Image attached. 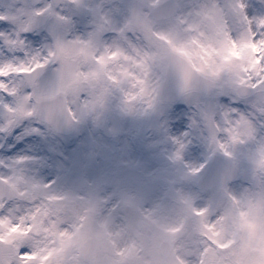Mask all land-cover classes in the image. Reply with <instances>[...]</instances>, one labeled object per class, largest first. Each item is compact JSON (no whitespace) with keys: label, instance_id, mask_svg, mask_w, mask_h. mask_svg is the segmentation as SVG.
I'll use <instances>...</instances> for the list:
<instances>
[{"label":"clouds","instance_id":"1","mask_svg":"<svg viewBox=\"0 0 264 264\" xmlns=\"http://www.w3.org/2000/svg\"><path fill=\"white\" fill-rule=\"evenodd\" d=\"M0 264H264V0H0Z\"/></svg>","mask_w":264,"mask_h":264}]
</instances>
